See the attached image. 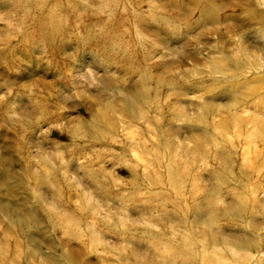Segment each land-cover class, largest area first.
I'll list each match as a JSON object with an SVG mask.
<instances>
[{"label":"rangeland","instance_id":"obj_1","mask_svg":"<svg viewBox=\"0 0 264 264\" xmlns=\"http://www.w3.org/2000/svg\"><path fill=\"white\" fill-rule=\"evenodd\" d=\"M0 264H264V0H0Z\"/></svg>","mask_w":264,"mask_h":264}]
</instances>
